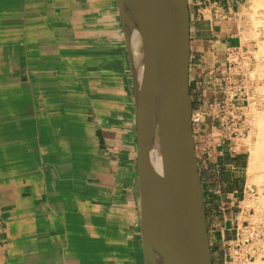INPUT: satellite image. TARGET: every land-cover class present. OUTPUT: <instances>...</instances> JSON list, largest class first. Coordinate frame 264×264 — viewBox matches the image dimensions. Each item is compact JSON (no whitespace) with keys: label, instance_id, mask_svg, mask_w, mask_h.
<instances>
[{"label":"crops","instance_id":"1","mask_svg":"<svg viewBox=\"0 0 264 264\" xmlns=\"http://www.w3.org/2000/svg\"><path fill=\"white\" fill-rule=\"evenodd\" d=\"M189 3L193 112L206 113L194 137H213L198 162L217 264L255 208L250 144L218 136L217 115L230 100L251 117L264 110V40L246 38L248 0ZM136 164L116 0H0V264H144Z\"/></svg>","mask_w":264,"mask_h":264},{"label":"water","instance_id":"2","mask_svg":"<svg viewBox=\"0 0 264 264\" xmlns=\"http://www.w3.org/2000/svg\"><path fill=\"white\" fill-rule=\"evenodd\" d=\"M116 2L135 101L143 262L214 264L191 120L189 0ZM155 144L160 168L152 161Z\"/></svg>","mask_w":264,"mask_h":264},{"label":"built area","instance_id":"3","mask_svg":"<svg viewBox=\"0 0 264 264\" xmlns=\"http://www.w3.org/2000/svg\"><path fill=\"white\" fill-rule=\"evenodd\" d=\"M242 82V81H241ZM230 100L225 101L218 112L217 118L220 122L218 136H225L229 132L232 136H245L248 130L247 112L242 106ZM206 113L195 110L193 113L194 126L205 120ZM206 134V133H205ZM203 137L197 139V150L201 154L206 151L208 144L213 139ZM256 192V188L249 189ZM264 235V223H251L250 220L235 227V234L230 239H225L220 247L221 264H251L254 252L258 249L257 244Z\"/></svg>","mask_w":264,"mask_h":264},{"label":"bare ground","instance_id":"4","mask_svg":"<svg viewBox=\"0 0 264 264\" xmlns=\"http://www.w3.org/2000/svg\"><path fill=\"white\" fill-rule=\"evenodd\" d=\"M248 3L250 4V6H249V8L250 9H246L248 6L246 5V7H245V14L246 13H248L249 15H251L250 16V18L253 16V15H255V14H257L258 15V13H262V15H264V11H262V10H264L263 8H264V0H248ZM244 11V10H243ZM244 14V15H245ZM258 16H260V15H258ZM256 18H257V16H255ZM254 18V17H253ZM261 18V17H260ZM262 20V19H261ZM254 21H256V20H254ZM262 21H264V20H262ZM248 23H250V22H248ZM248 26H250V25H248ZM250 28V27H249ZM248 30V29H247ZM124 31V30H123ZM263 35V34H262ZM264 38V37H263ZM246 39V38H245ZM248 40H250V39H248ZM252 40V39H251ZM139 36L137 35V34H134V45H135V48H136V55H137V57H138V59L139 60H141V57H142V55H141V53H139ZM191 46V45H190ZM253 48V47H252ZM128 52V51H127ZM247 53V52H246ZM249 54V53H248ZM246 55V54H245ZM251 55H252V53H251ZM257 55V54H256ZM259 55V54H258ZM245 57H247V55L245 56ZM248 58H249V56H248ZM242 61V60H241ZM244 61V60H243ZM242 61V62H243ZM248 62V61H247ZM130 63V62H129ZM245 62H243V65H245L244 64ZM253 64V63H252ZM247 65V64H246ZM248 66V65H247ZM247 68V67H246ZM257 68V67H256ZM257 69H259V68H257ZM247 70V69H246ZM250 70H251V68H250ZM256 70V69H255ZM254 70V71H255ZM251 71H249L248 73H250ZM256 72H257V70H256ZM255 72V73H256ZM252 73H254V72H251L250 74H252ZM252 76V75H251ZM251 76H250V78H251ZM254 77V76H253ZM261 77V76H260ZM263 77H264V75H263ZM255 78V77H254ZM253 78V79H254ZM258 80V79H257ZM260 80H262V79H260ZM256 81V80H255ZM259 81V80H258ZM248 82V81H247ZM249 84V83H248ZM253 84V83H252ZM249 86H251V85H249ZM248 86V87H249ZM256 86V85H255ZM262 86H264V85H262ZM250 88V87H249ZM248 88V89H249ZM247 89V88H246ZM251 90V89H250ZM249 92V91H248ZM247 92V93H248ZM263 95V94H262ZM248 95L246 94L245 95V97H247ZM252 96V95H251ZM250 96V97H251ZM256 96V95H255ZM263 98V97H262ZM251 99H252V97H251ZM257 99V98H256ZM250 100V99H249ZM254 100V99H253ZM260 100V99H259ZM264 100V99H263ZM193 101V100H192ZM257 102V101H256ZM259 102V101H258ZM261 102V101H260ZM253 103H254V101H253ZM260 104V103H259ZM263 104V103H262ZM237 105V104H236ZM240 106H242V108H245V106L244 105H240ZM221 107V106H220ZM246 109V108H245ZM250 109H253V106L250 108ZM264 111V110H263ZM255 112H256V110H255ZM254 112V113H255ZM193 110H192V116H191V120H192V124H193V119H192V117H193ZM254 113H253V115H254ZM256 115V114H255ZM250 117H251V115H250V111L248 110L247 111V126H248V130H247V133L245 134V136L246 137H248V135H249V133H250V130H253L252 128H251V126H250V121L252 122V117H251V120H250ZM259 117V116H258ZM262 117V116H261ZM254 118V117H253ZM263 118V117H262ZM250 120V121H249ZM257 120V119H256ZM254 121V120H253ZM254 123V122H253ZM262 123H263V121H262ZM262 123H260L259 122V124H261V125H264V124H262ZM194 125V124H193ZM260 125V126H261ZM218 127H220L219 126V124H217L216 125V129L218 128ZM261 128V127H260ZM193 130H194V128H193ZM258 130V129H257ZM217 131V130H216ZM258 133V132H257ZM259 133H260V131H259ZM194 139H195V137H194ZM251 142V141H250ZM253 145V144H252ZM195 148H196V154H197V158H198V155H199V153H198V150H197V141H195ZM250 159H249V172L251 173V181L252 180H258V178H260L259 177V173L258 172H260V169H262V168H264V127H262V133L260 134V137H259V139H258V141L253 145V147H251L250 148ZM152 161H153V163H154V165L157 167V168H160L161 167V156H160V151H159V149H158V146L155 144L154 145V148H153V151H152ZM261 174H262V172H261ZM259 181V180H258ZM261 181V180H260ZM259 181V182H260ZM258 184V183H257ZM258 186V185H257ZM260 186H261V184H260ZM263 187V186H262ZM262 187H258V189H261ZM250 188V187H249ZM253 188V187H252ZM251 188V189H252ZM254 189V188H253ZM259 191V195L257 196V198H256V200H254V201H251V202H254V211L252 212V214H251V218H250V216L248 217V218H250L249 220L251 221V223H256V224H258V223H264L263 221H261L260 219H259V216L260 217H263L264 215V195H263V199L262 198H260L259 196L261 195L260 193V190H258ZM255 192H253V194H254ZM251 196H254V195H252V192H251ZM256 197V196H255ZM254 197V198H255ZM259 197V198H258ZM253 198V197H252ZM251 198V199H252ZM241 202V201H240ZM260 204L261 205H263V207L262 206H260ZM257 206V207H256ZM138 211H139V202H138ZM139 214H140V211H139ZM139 226H140V215H139ZM140 235H141V232H140ZM232 238V237H231ZM230 239V238H229ZM261 240L259 241V243L257 244V246H258V249L257 250H255V252H254V258H253V260H252V262H251V264H264V235H263V237H261L260 238ZM142 243V242H141ZM210 244H211V242H210ZM212 249V248H211ZM261 252V253H260ZM259 254H262V257H263V259H258L257 260V258H259ZM212 255H213V252H212ZM217 260V259H216ZM215 261H214V258H213V263H214Z\"/></svg>","mask_w":264,"mask_h":264},{"label":"rangeland","instance_id":"5","mask_svg":"<svg viewBox=\"0 0 264 264\" xmlns=\"http://www.w3.org/2000/svg\"><path fill=\"white\" fill-rule=\"evenodd\" d=\"M248 7L246 8V9H250L249 8V6H250V4L249 3H247L246 4ZM264 9V8H263ZM262 11H264V10H262ZM258 15H260V16H258ZM258 15L257 14H255V15H253L251 18H250V16L251 15H249L248 13H246L245 14V16H246V35H248V36H246V38L247 39H252L253 41H256L258 44H259V42L261 41V40H264V21H262V20H264V15H262V13H258ZM255 16H257V18L255 17ZM254 17V18H253ZM261 17V18H260ZM262 19V20H261ZM254 20H256V21H254ZM248 22H250V23H248ZM248 25H250V26H248ZM250 27V28H249ZM248 29V30H247ZM263 34V35H262ZM259 54V53H258ZM260 55V54H259ZM257 60H259V59H257ZM262 85H264V83L263 84H260V85H258L257 87H256V91H255V94H257V95H259V94H263L264 95V86H262ZM263 105H264V103H263ZM255 110H256V112H255ZM254 115L252 116V122L250 121L251 120V117H250V126H251V128L253 129V130H250V133H249V135H248V137H247V141L249 142V144H250V148L251 147H253V145L258 141V139H259V137H260V134L262 133V127H264V125H261V124H259V122L260 123H262V121H263V123L262 124H264V111L263 110H261V111H258L257 112V109H254ZM256 114V115H255ZM259 116V117H258ZM263 118H262V117ZM254 117V118H253ZM257 119V120H256ZM254 120V121H253ZM254 122V123H253ZM261 125V126H260ZM261 127V128H260ZM258 129V130H257ZM259 131H260V133H259ZM258 132V133H257ZM251 141V142H250ZM253 144V145H252ZM251 151V150H250ZM261 172H262V174H261ZM259 174V177L260 178H258V180L260 181H254V180H250V187L252 188V187H255L256 188V192L253 194L252 193V195H254V196H252L253 197V199L254 200H256V198H257V196L259 195V191L258 190H260V198H262L263 199V195H264V168H262V169H260V172H258ZM258 183V184H257ZM260 184H261V186H260ZM258 185V186H257ZM263 186V187H262ZM258 187H262L261 189H258ZM256 196V197H255ZM255 197V198H254ZM258 197V198H259ZM253 200V201H254ZM253 203V205H254V202H252ZM255 206V205H254ZM260 206H262L263 207V205H261L260 204ZM257 207V206H256ZM264 208V207H263ZM264 213V212H263ZM264 215V214H263ZM261 218V219H260ZM259 219L261 220V221H263L264 222V216L263 217H260L259 216ZM261 253V252H260ZM214 257V256H213ZM218 259H217V264H221V262L220 261H222L221 260V257H220V255L217 257ZM258 259H263V257H262V254H259V258H257V260Z\"/></svg>","mask_w":264,"mask_h":264}]
</instances>
